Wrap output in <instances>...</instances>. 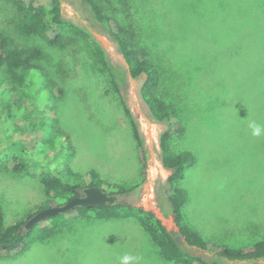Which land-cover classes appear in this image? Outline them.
Listing matches in <instances>:
<instances>
[{
  "label": "rangeland",
  "instance_id": "1",
  "mask_svg": "<svg viewBox=\"0 0 264 264\" xmlns=\"http://www.w3.org/2000/svg\"><path fill=\"white\" fill-rule=\"evenodd\" d=\"M10 2L0 0V29L12 36L19 50L39 49L38 62L62 89L54 100L51 82H43L49 102L55 105V122L46 116L50 124L45 131L51 134V142L37 144L43 150L52 144L60 148L59 157L49 150L48 158L41 159L44 167L82 184V174L90 169L110 184L139 182L141 164L130 123L91 46L69 28L57 46L20 34L11 23ZM61 2L64 16L87 25L106 50L146 140V180L137 191L119 196L120 200L153 209L165 224L173 225L153 199L158 192L155 185L170 172L157 165L162 126L146 116L147 106L139 95L145 76L133 79L129 75L116 44L91 24L85 5L79 0ZM110 3L118 17L136 16L144 47L159 60L160 90L181 112L184 134H174L171 147L195 155L193 166L178 183L187 195L183 222L203 238L230 247L264 239V56L248 52L240 59L250 63L254 57L253 63L238 66L233 53L239 41L236 0ZM249 43L253 44L252 38ZM25 90L28 98L23 104L6 107L8 95L0 97V205L7 225L46 208L48 199L38 178L5 168L17 158L31 171V155L40 156L32 143L38 133L31 132V90ZM253 123L262 126L259 136L253 134ZM63 133L69 137V146L56 138ZM159 206L169 210L164 198ZM63 214L64 222L53 236L37 240L20 254L0 256V264H122L125 256L130 257L128 264H177L162 257L134 218L94 220L75 210Z\"/></svg>",
  "mask_w": 264,
  "mask_h": 264
},
{
  "label": "trees",
  "instance_id": "2",
  "mask_svg": "<svg viewBox=\"0 0 264 264\" xmlns=\"http://www.w3.org/2000/svg\"><path fill=\"white\" fill-rule=\"evenodd\" d=\"M79 2L88 8L91 24L100 28L99 30L116 44L118 52L127 64L129 75L136 79L143 77V72L147 74V78L143 77L139 86V95L147 106V118L162 126L158 135L159 162L170 172L164 181L155 185L158 190L155 202L162 214L172 219L173 225L165 224L153 209H145L122 200L108 207L78 206L68 212L75 210L77 215L94 220L134 218L158 247L162 257L177 264H264V239L241 247H230L204 239L183 222L182 206L186 201V193L178 183L184 178L187 169L193 166L195 155L189 150L175 151L171 147L174 134L183 136L184 125L180 110L174 103L167 101L165 94L160 90L163 76L159 60L144 47L136 26L137 18L133 13L127 14L125 18L118 17L115 14L117 9L112 8L110 0ZM236 5L239 41L233 53L238 57V66H246L253 63L254 57L250 63L248 60L242 62L240 59L242 55L251 52L257 58L264 56V0H236ZM10 9L13 13L11 23L20 34L34 35L48 45L57 46L63 41L64 30L69 28L73 34L91 46L100 65L106 71L130 123L141 164V179L135 183L110 184L95 169H90L82 174L84 178L82 184L64 180L57 172L44 167L41 159L48 158L49 150H53L54 157H59L60 148L52 144L43 150L37 144L51 142V134L47 132L50 119L47 122L46 116L49 115L52 122H55V105L54 102H49V93L44 90L43 82H51L49 84L54 100L62 95V89L55 81L49 79L46 69L38 62L41 56L39 49L34 48L28 52L19 50L12 36L0 29V97L2 99L8 95L6 107L19 105L28 98L24 95V90L27 88L28 91L31 90V132L38 133L32 143H35L40 153L38 159L31 155V171L25 168L24 163L18 162L17 158L5 168L13 174L27 173L38 178L48 197L46 207L62 205L71 197L82 195V189L91 185L104 189L108 194L119 196L137 191L146 180L149 162L146 140L123 95L124 83L117 77L104 47L87 25L64 16L61 0H11ZM251 38L252 45L249 43ZM6 92L8 94H5ZM51 128L53 131V126ZM56 138L69 146L70 140L65 133L57 135ZM161 198L168 204L169 210L166 212L159 206ZM42 209L40 207L25 219L7 225L0 205V256L20 254L32 243L37 240L45 241L58 231L64 222L63 213L42 220L29 229L25 228L26 221ZM188 246L199 253L193 252Z\"/></svg>",
  "mask_w": 264,
  "mask_h": 264
},
{
  "label": "water",
  "instance_id": "3",
  "mask_svg": "<svg viewBox=\"0 0 264 264\" xmlns=\"http://www.w3.org/2000/svg\"><path fill=\"white\" fill-rule=\"evenodd\" d=\"M143 75L145 76V78H147V74L145 72H143ZM120 201L121 200L119 198V195L117 194H108L107 191L95 185L87 186L82 189V195L73 196L64 204L46 207L42 210L37 211L26 221L25 228L29 229L42 220L58 214L66 213L78 206L108 207ZM158 217L162 219L161 216Z\"/></svg>",
  "mask_w": 264,
  "mask_h": 264
},
{
  "label": "clouds",
  "instance_id": "4",
  "mask_svg": "<svg viewBox=\"0 0 264 264\" xmlns=\"http://www.w3.org/2000/svg\"><path fill=\"white\" fill-rule=\"evenodd\" d=\"M250 127H252L253 129V134L259 136L261 134L262 131V126L261 125H257L255 123H253L252 125H250ZM130 257L125 256L123 258L122 264H128Z\"/></svg>",
  "mask_w": 264,
  "mask_h": 264
},
{
  "label": "crops",
  "instance_id": "5",
  "mask_svg": "<svg viewBox=\"0 0 264 264\" xmlns=\"http://www.w3.org/2000/svg\"><path fill=\"white\" fill-rule=\"evenodd\" d=\"M163 169H165L164 167H163ZM166 170V169H165ZM185 192V191H184ZM186 197H187V195H186ZM183 205H185V203L183 204ZM190 227V226H189ZM191 228V227H190ZM193 229V228H192ZM193 230H195V229H193ZM195 231H197V230H195ZM198 232V231H197ZM201 236H202V234L200 233V232H198ZM205 239V238H204ZM206 240H208V239H206ZM212 241V240H211Z\"/></svg>",
  "mask_w": 264,
  "mask_h": 264
},
{
  "label": "built area",
  "instance_id": "6",
  "mask_svg": "<svg viewBox=\"0 0 264 264\" xmlns=\"http://www.w3.org/2000/svg\"><path fill=\"white\" fill-rule=\"evenodd\" d=\"M152 123H154V122H152ZM155 124H157V123H155ZM160 163V162H159ZM159 167H162L163 168V166L161 165V164H157Z\"/></svg>",
  "mask_w": 264,
  "mask_h": 264
},
{
  "label": "flooded vegetation",
  "instance_id": "7",
  "mask_svg": "<svg viewBox=\"0 0 264 264\" xmlns=\"http://www.w3.org/2000/svg\"><path fill=\"white\" fill-rule=\"evenodd\" d=\"M154 201H155V196L153 197Z\"/></svg>",
  "mask_w": 264,
  "mask_h": 264
}]
</instances>
